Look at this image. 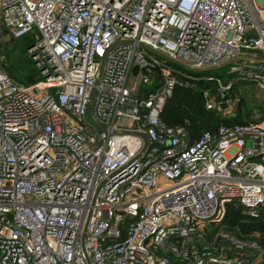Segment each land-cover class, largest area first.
Instances as JSON below:
<instances>
[{
  "label": "built area",
  "instance_id": "built-area-1",
  "mask_svg": "<svg viewBox=\"0 0 264 264\" xmlns=\"http://www.w3.org/2000/svg\"><path fill=\"white\" fill-rule=\"evenodd\" d=\"M0 25L3 37L31 33L42 75L13 80L0 44V264L261 262V244L221 221L229 203L249 216L264 205V117L191 141L159 119L184 73L139 42L192 67L258 56L264 0H0ZM230 65L264 91V62ZM156 71L161 83L140 95ZM229 85L206 107H230ZM93 88L104 128L85 117Z\"/></svg>",
  "mask_w": 264,
  "mask_h": 264
},
{
  "label": "trees",
  "instance_id": "trees-1",
  "mask_svg": "<svg viewBox=\"0 0 264 264\" xmlns=\"http://www.w3.org/2000/svg\"><path fill=\"white\" fill-rule=\"evenodd\" d=\"M32 42L30 33L20 37L10 36L7 41L0 43L3 47L2 65L5 71L21 84H30L42 78L28 51ZM255 53L264 58V51L256 50ZM167 63L188 76L179 74L183 83L173 87L159 111V119L167 126H183L191 141L204 131L215 134L222 124L254 123L264 117V97L256 100L253 93L256 90V81L238 76L230 70V64L210 70L191 71L176 63ZM161 79L160 73L156 71L151 84L140 85L139 94L143 95L147 90L157 88ZM218 80L222 85L230 83L223 98L230 102V107L226 109L216 106L207 108L205 105L206 100L216 105L221 99ZM131 220V217L126 216L121 222L122 234ZM221 225L239 237L256 239L262 248V260L259 264H264V205L258 207L257 216H249L242 212L240 204L229 203Z\"/></svg>",
  "mask_w": 264,
  "mask_h": 264
},
{
  "label": "water",
  "instance_id": "water-1",
  "mask_svg": "<svg viewBox=\"0 0 264 264\" xmlns=\"http://www.w3.org/2000/svg\"><path fill=\"white\" fill-rule=\"evenodd\" d=\"M121 42H132V40H119L116 43H114L113 45H116L117 43H121ZM139 45H141L146 50H148V51H150V52H152V53H154V54H156V55L164 58L166 61L176 63V64H178L180 66H183V67H186V68L190 69L191 71L210 70V69H214V68H217L219 66H222V65L230 64L231 62L236 61V60H239V59L252 60V61H256V62H264V58L263 57L255 56L253 54L241 53V54H236V55H234V56H232V57H230V58H228V59H226V60H224V61H222V62H220L218 64L204 66V67H192V66L186 64L185 62H182L180 60H177V59H174V58L170 57L169 55H167L165 52H163L161 50L152 48L151 46H149L147 44H144L142 42H139ZM104 58L105 57L102 58L101 63L103 62ZM101 69H102V66H100V69H99V72H98L96 81H98L99 75L101 73ZM132 70L135 73L138 70V66L137 65H134ZM94 93H95V88H93V90L91 92V95L89 97L88 104H87V108H86V112H85V117H86V120L90 124L94 125L95 127L104 128L103 125H101L98 122H96L93 119V117H92L91 107H92ZM221 106H222L223 109H226L227 108L226 102L223 101L221 103ZM115 131H120V130L115 129ZM128 131L134 132L135 134L139 135L142 138V140L144 142V145H143L142 150H144L148 146V144H149L148 143V137H147V135H146V133L144 131H141V130H128ZM140 153L141 152H139V154ZM86 224H87V222L84 225V229L86 228ZM81 241H82V244H83V241H84V233H82ZM86 261H87L88 264H93L92 261L90 260V258L87 255H86Z\"/></svg>",
  "mask_w": 264,
  "mask_h": 264
},
{
  "label": "rangeland",
  "instance_id": "rangeland-1",
  "mask_svg": "<svg viewBox=\"0 0 264 264\" xmlns=\"http://www.w3.org/2000/svg\"><path fill=\"white\" fill-rule=\"evenodd\" d=\"M0 30H1V33H0V43H3L5 41H7V38H9L10 36L8 35H4V37L2 36L3 35V28L1 27L0 25ZM186 68V67H185ZM190 70V69H189ZM180 77V76H178ZM181 78V77H180ZM135 80L134 76L132 74H129L128 78H127V85H130L133 81ZM153 80V78L148 82V83H143L142 85H146L148 86L149 84H151V81ZM182 80V79H181ZM182 83H183V80H182ZM255 92L254 93V96L257 98L256 100L258 99H261L264 97V91L260 90L259 87L255 86Z\"/></svg>",
  "mask_w": 264,
  "mask_h": 264
}]
</instances>
